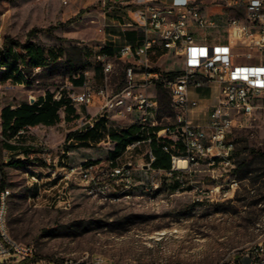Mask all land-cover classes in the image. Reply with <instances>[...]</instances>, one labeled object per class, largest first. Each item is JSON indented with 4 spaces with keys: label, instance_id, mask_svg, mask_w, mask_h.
<instances>
[{
    "label": "rangeland",
    "instance_id": "obj_1",
    "mask_svg": "<svg viewBox=\"0 0 264 264\" xmlns=\"http://www.w3.org/2000/svg\"><path fill=\"white\" fill-rule=\"evenodd\" d=\"M202 1L204 12L207 10L220 23L238 15L224 0ZM88 7L91 9L81 12ZM101 9L99 0H0L3 40L9 37L30 41L42 46L46 56L49 51L59 56L58 59L52 56L45 67H26L23 83L12 78L0 81V110L6 105L37 99L49 91L78 92L71 78L83 70H96L95 75H87L96 88L108 85L117 89L125 82L123 61L117 60L114 70L105 76L95 60L105 40ZM225 29L224 25L209 31L198 28L196 34L201 37L206 34L212 41L224 34ZM154 51L156 54L151 56L154 66L168 72L180 68L179 61L167 50ZM234 51L243 54L247 49ZM252 62L253 59L248 61ZM150 93H154L153 88ZM156 116L159 123L176 124L175 115H170L166 106L159 104ZM78 124L67 122L34 131L29 128L24 135L33 143L26 146L33 150L17 151L3 147L0 126V161L5 164L6 188L10 190L8 231L14 239L34 245L35 260L84 259L82 262L86 263L99 256L104 264H250L260 248V257L264 258V157L250 156L237 172L238 186L218 200L195 199L197 187L216 184L203 171L185 173L181 184L176 177L145 172L138 167L137 184L130 197H93L81 186L73 185L72 204L64 209L52 202L55 191L44 192V185L49 188L59 180L50 184L47 178L53 171L62 177L65 171L62 167H76L87 160L104 161L110 156L109 144L99 140L93 141L89 149L67 150L65 136ZM233 135L237 140V162L248 157L252 149L264 152V117L236 129ZM10 140L9 144L14 145L15 141L25 139ZM147 148L148 145L142 144L127 152L120 163H147L148 158L143 155ZM32 173L43 179L40 199L35 198L39 189L28 199ZM228 181L226 177L223 184L226 186ZM0 264L17 263L0 258Z\"/></svg>",
    "mask_w": 264,
    "mask_h": 264
},
{
    "label": "built area",
    "instance_id": "obj_2",
    "mask_svg": "<svg viewBox=\"0 0 264 264\" xmlns=\"http://www.w3.org/2000/svg\"><path fill=\"white\" fill-rule=\"evenodd\" d=\"M136 2L143 8L138 19L128 21L125 27L138 28L143 35L136 46L125 44L118 51L117 56L126 64L124 86L96 88L87 81L81 91L68 94L72 104L96 107L93 113L82 115L73 131L96 129L101 134L99 142L110 145L115 142L111 137L113 130L130 134L126 137L131 141L116 158L87 160L76 167H62L65 170L62 177L53 171L47 178L50 184L59 180L49 188L44 185V192L55 191L52 202L64 209L72 204L73 185L81 186L93 197H130L137 184L138 167L145 172L176 177L181 184H184L185 173L203 171L216 184L197 187L195 199L218 200L239 184L234 131L264 117V0H224V4L238 14L224 24L216 17L203 14L202 0H191L183 6L160 5L158 0ZM221 25L226 27L220 36L222 39L214 37L209 41L205 34L199 40L191 31L192 26L209 31ZM235 48L247 51L242 54L234 51ZM3 49L4 40L0 35V50ZM156 49L167 50L179 61L177 74H166L168 71L153 65L151 56L156 54ZM251 59L253 62L248 63ZM95 60L106 75L114 70L115 61L108 54L99 52ZM212 83L218 85L215 103L197 112L201 100L192 92ZM159 84L170 94L176 124L156 130ZM150 88L154 89L153 94ZM62 91L55 94L56 99L62 96ZM133 126L135 130L129 132ZM29 128H22L18 135H24ZM154 141L169 155V169L154 167ZM142 144L148 145L143 154L148 158L147 163H120L127 152ZM181 161L186 162L185 166ZM226 177L229 181L225 186ZM42 181L35 173L29 176V200L37 189L35 198H41ZM9 194L8 188L0 191V258H9L17 264H104L99 256L86 263L82 262L84 259L35 260L34 245L18 241L9 234ZM260 250L262 248L257 249V257H253L250 264H264Z\"/></svg>",
    "mask_w": 264,
    "mask_h": 264
},
{
    "label": "trees",
    "instance_id": "obj_3",
    "mask_svg": "<svg viewBox=\"0 0 264 264\" xmlns=\"http://www.w3.org/2000/svg\"><path fill=\"white\" fill-rule=\"evenodd\" d=\"M94 7V6H93ZM92 7V8H93ZM91 9V7L81 10L83 13L86 10ZM73 21V20H69ZM45 31H51V28H43ZM33 31L30 32V36ZM110 51L107 47H103L100 52L108 53ZM54 56L56 59L59 58L58 54L53 51L48 52L46 56L45 50L42 46L36 45L33 42L25 41L20 42L13 40L9 37L4 39V49L0 50V81H6L12 78L17 83H23L25 79V68H38L45 67L49 60ZM12 57L17 58L14 62H11ZM126 64H124L125 73ZM176 71L166 72V74L174 75L177 74ZM84 75L81 73L79 80L83 79ZM75 83V82H74ZM125 82L117 88L124 86ZM159 104L161 106H166L169 109L170 115H175L171 107L170 94L163 85L159 84L157 87ZM63 110L65 113L64 120L66 122H71L77 119L76 110L71 103V100L64 91H62V96L59 99L55 98L53 92H46L44 97H39L34 103L30 104L28 102H23L19 106L12 108L10 105L2 107L0 110V126H1V136L3 138L2 145L4 148L17 149V145L9 144L11 138H20L22 135H18V132L25 127H35L39 124H44L46 126H54L61 122V117L59 111ZM161 119V117H160ZM162 121V120H161ZM166 125L159 123L156 130L164 128ZM135 130L133 126L129 132ZM127 134V133H126ZM126 134H121L116 131H111V137L117 143L112 152H110V157L116 158L120 153L126 148L128 142L131 141L130 138L126 137ZM101 138V134L96 129H88L85 132H75L71 131L67 134L64 140V147L69 150L74 147L73 144L69 143L71 139L79 140V146L90 147L88 140L98 141ZM153 151L156 155V161L153 163L155 168L169 169L171 167V161L169 155L163 151L158 142L154 141ZM238 156V154L236 153ZM250 156H262L264 157V152L258 149H252L248 157L244 158L240 162H237L236 172L240 171V168L246 165L247 159ZM99 161V160H95ZM4 162L0 161V191L6 188L7 176L4 170ZM253 259V256H252Z\"/></svg>",
    "mask_w": 264,
    "mask_h": 264
},
{
    "label": "crops",
    "instance_id": "obj_4",
    "mask_svg": "<svg viewBox=\"0 0 264 264\" xmlns=\"http://www.w3.org/2000/svg\"><path fill=\"white\" fill-rule=\"evenodd\" d=\"M189 1H191V0H158V4L169 5V6H171V5L183 6V5L187 4ZM99 2L102 5L101 12L103 13V16H104L103 26H104V32H105L104 44L100 46V50L103 47H107V49H109L110 51H108V53H106V54H108L115 62L117 60L123 61L122 59H120L117 56L119 49L122 46H124L125 44H131L133 46H136L138 44V42L140 41V39L142 38V35H143L142 32L140 31V29H138V28H126L125 24L130 20H137L138 19L139 14L143 8V5L138 4L136 2V0H99ZM204 10L205 9H203L204 15H206L208 17H214V16H210L207 13V10L205 12H204ZM196 30H198V28H196L195 26L191 27V31L197 37V39H199V40L202 39L201 36L196 34ZM220 36H218V37L220 38ZM101 71L105 76H107L103 72L102 68H101ZM81 73L84 75V78L79 80ZM95 73H96V70L94 68H92L89 70H83L82 72L78 73L77 75L75 74L71 78L73 86H75V88H77L79 91H81L82 87L85 85V83L87 81H89L91 84V78L90 79L87 78V75L88 74L95 75ZM217 94H218V85H216L214 83L210 84L209 86L200 88V89L192 92V95H196L201 100V106L196 111L199 112L204 106H210V105L214 104L216 101ZM44 96H39V97H44ZM37 99H32L31 101H24V102H28V103L32 104ZM21 103H23V102H21ZM20 104H18L16 106H12V105H10V106L12 108H15V107L19 106ZM73 106L76 110V114L78 117L74 121H71V123L72 122H74V123L79 122L82 115L93 113L96 110V107L86 108L84 105H76V104H73ZM61 113H63L65 116L64 111L60 110L59 114H60V117L62 119L61 122L57 123L54 126H47V127L55 128L58 124H61L63 126L64 123H67L64 120V117L62 118ZM42 126H46V125L39 124L35 127H30V129H32L33 131L34 130H40V127H42ZM76 127H77V125L73 126L68 131L71 132ZM67 134H66V136H67ZM26 137H27L26 135H22L19 139H25V140L15 141L14 145H17L18 148L12 149V150L17 151V150H21V148H29V149L33 150L32 147L26 146V144H28V143H33L30 140H26ZM70 141H71L70 143L74 145V147L69 149V151H71V152H72V150L78 151L81 148H87V149L90 148V147L79 146L78 145V143L80 142L79 140L71 139ZM9 143H12L11 140L9 141ZM88 143L90 144V146L93 145V141L91 139L88 140ZM116 143L117 142L115 141L114 143L109 145L110 152H112L114 150ZM8 149H11V148H8ZM71 152H69V153H71ZM110 152H109V154H110ZM123 152L124 151H122L120 153V155ZM78 153H80V152H78ZM107 154H108V152H107ZM102 155H104V154H102ZM96 160H99V159H96Z\"/></svg>",
    "mask_w": 264,
    "mask_h": 264
},
{
    "label": "bare ground",
    "instance_id": "obj_5",
    "mask_svg": "<svg viewBox=\"0 0 264 264\" xmlns=\"http://www.w3.org/2000/svg\"><path fill=\"white\" fill-rule=\"evenodd\" d=\"M180 164L185 166L186 162L185 161H181Z\"/></svg>",
    "mask_w": 264,
    "mask_h": 264
}]
</instances>
